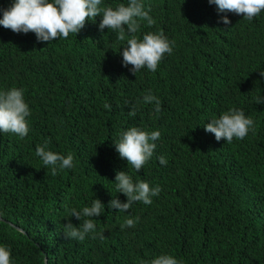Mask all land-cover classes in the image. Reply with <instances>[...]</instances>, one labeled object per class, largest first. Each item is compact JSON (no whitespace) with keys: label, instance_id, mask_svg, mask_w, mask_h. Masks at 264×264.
Here are the masks:
<instances>
[{"label":"trees","instance_id":"1","mask_svg":"<svg viewBox=\"0 0 264 264\" xmlns=\"http://www.w3.org/2000/svg\"><path fill=\"white\" fill-rule=\"evenodd\" d=\"M139 2L155 23L137 18L136 37L162 32L175 42L155 72L133 75L123 66L129 37L101 32L102 15L51 42L0 25V92L22 89L30 110L26 137L0 131V246L10 250L11 264H151L161 255L178 264H264V104L256 103L264 99V10L247 21L218 14L208 0ZM12 3L0 0V8ZM121 4L129 0L100 7ZM224 15L230 25L220 22ZM148 92L161 102L159 115L143 102ZM232 108L254 130L218 142L204 126ZM131 127L161 133L138 172L114 146ZM46 141V150L71 154L73 166L53 176L35 155ZM117 171L161 192L150 205L110 209L114 198L127 202L116 191ZM94 199L105 206L94 218L105 238L67 239L64 226L81 223L71 210Z\"/></svg>","mask_w":264,"mask_h":264},{"label":"clouds","instance_id":"2","mask_svg":"<svg viewBox=\"0 0 264 264\" xmlns=\"http://www.w3.org/2000/svg\"><path fill=\"white\" fill-rule=\"evenodd\" d=\"M210 5H215L219 13H233L242 15L243 20L251 21L264 10V0H208ZM102 0H13L10 7L0 11L3 18L0 25L5 29H10L14 33H34L38 42H51L57 38L67 39L70 33L78 34L84 29L86 21H95L97 16L102 15L99 24L101 32L105 28L116 33L118 41L125 40L127 35V46L123 47L122 63L124 67L131 65L129 69L136 75L145 67L155 72L165 53L171 54L174 41L171 45L164 34L146 33L142 39L136 37L140 28L139 20H146L149 26L155 21L149 15L151 9L147 11L139 0H129V4L119 5L118 8L100 7ZM221 23L230 25L231 21L227 15L222 16ZM127 26V27H125ZM264 77V71L260 72ZM145 104H152L153 111L159 115L162 111L161 102L158 97L148 92L143 97ZM257 104H264V99L256 98ZM108 107V105H105ZM136 106L133 105L129 115L135 117ZM30 116V110L23 97V90L15 87L8 91L0 92V131L3 133L17 134L21 139L29 133V126L26 117ZM250 128L254 130V121L246 117L243 110L232 108L223 113L219 118H214L208 122L204 129L207 133L214 134L216 140H226L231 143L233 138L243 140L249 133ZM161 136L159 131L151 133L141 130L138 127H131L121 133V138L114 143L116 151L121 159L127 160L137 172L143 168L145 163L153 157L157 141ZM48 143L44 146H37L35 155L39 157L46 167H50L51 174L57 175V169H66L73 166V156L71 154L60 155L46 150ZM161 165H166L165 157L160 156ZM117 193H123L127 197V202L123 203L118 198L112 199L108 208L118 209L119 212H128L134 202H142L146 205L152 203L151 197L158 196L161 188L156 186L150 188L144 181L134 183L132 177L127 172L117 171L115 176ZM105 210L100 199H94L90 207H84L82 211L75 208L71 210V217L81 221L76 227L71 222L64 226V235L67 239L83 241L87 234L94 233L93 238L98 235L101 240L105 237L102 233H96L95 217H99ZM139 220L134 221L129 218L125 221L124 227H134ZM70 221V219H69ZM0 264H11V253L5 246H0ZM151 264H178V261L170 255H161L151 261Z\"/></svg>","mask_w":264,"mask_h":264},{"label":"bare ground","instance_id":"3","mask_svg":"<svg viewBox=\"0 0 264 264\" xmlns=\"http://www.w3.org/2000/svg\"><path fill=\"white\" fill-rule=\"evenodd\" d=\"M8 6H6V8H7ZM3 8H5V7H3ZM114 9V8H113ZM89 32V31H88Z\"/></svg>","mask_w":264,"mask_h":264},{"label":"water","instance_id":"4","mask_svg":"<svg viewBox=\"0 0 264 264\" xmlns=\"http://www.w3.org/2000/svg\"><path fill=\"white\" fill-rule=\"evenodd\" d=\"M45 263H46V259H45Z\"/></svg>","mask_w":264,"mask_h":264}]
</instances>
